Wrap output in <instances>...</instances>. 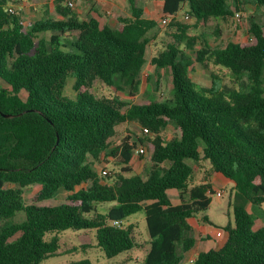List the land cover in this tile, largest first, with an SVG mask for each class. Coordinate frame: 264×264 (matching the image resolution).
<instances>
[{"label":"trees","instance_id":"trees-1","mask_svg":"<svg viewBox=\"0 0 264 264\" xmlns=\"http://www.w3.org/2000/svg\"><path fill=\"white\" fill-rule=\"evenodd\" d=\"M7 1L19 0H0V264H42L56 255L67 230H93L96 247L114 258L136 247L132 225L122 221L138 212L149 236L142 264H264V226L255 229L247 209L258 212L264 203V26L249 17L246 39L218 48L203 41L195 50L198 38L187 35L189 26L173 23L174 32L164 33L162 50L150 59L156 70H169L172 96L166 104H137L91 91L98 80L116 91L127 87L129 97L137 92L158 23L132 0L130 15L114 27L96 9L80 19L65 0L53 2L58 19L27 27L18 13L4 11ZM186 2L195 24L233 16L227 0H163V15L174 19ZM233 2L241 11L243 2ZM254 3L264 7V0ZM193 62L222 67L246 83L234 89L212 81L198 90L188 75ZM67 78L73 98L64 94ZM125 123L151 136L138 138L151 161L144 176L122 175L132 172L136 147L128 137L112 143ZM169 126L174 136L166 141ZM102 156L120 166L111 182L93 169ZM199 160L233 183V222L222 228L220 248L195 252L189 263L196 239L188 219L205 211L213 194L208 183L191 185L189 161ZM31 186L38 190L26 203L23 190ZM59 190L66 193L63 203L41 204ZM169 191L180 203L172 204ZM103 204L109 207L101 212ZM19 212L23 219L14 221Z\"/></svg>","mask_w":264,"mask_h":264},{"label":"rangeland","instance_id":"rangeland-1","mask_svg":"<svg viewBox=\"0 0 264 264\" xmlns=\"http://www.w3.org/2000/svg\"><path fill=\"white\" fill-rule=\"evenodd\" d=\"M55 0H25L23 3V9L18 13L17 17L19 21L29 26L34 21H39L42 18L58 19L53 9V2ZM68 0H65L66 2ZM73 4L71 9L78 15L80 19H87L92 10H97V0H70ZM231 6L233 16L228 20L223 21L220 19H210L207 22H199L195 24V20L189 15V19L185 20L183 17L187 11V2L184 3L176 17L174 19L169 18L166 24H162L160 21V27L156 28L149 34V37L154 35L152 41L146 48V63L140 72L138 79L139 85L136 93L132 97L128 95V88L124 87L123 91H116L114 88L106 86L104 83L96 80L93 83L92 94L97 97H112L117 96L123 101L134 102L137 104L145 102H153L158 104H166L171 98V76L168 69L156 70L151 64L150 59L156 56L162 50V38L165 32L172 33L173 23L189 26L187 30L188 36H196V41L193 46L194 49H199V44L206 41L211 48H218L223 46L226 42H239L246 39V32L248 26V18H253L256 22L264 26V7L257 6L254 0H241L243 2L242 10L240 13V22H237L234 18V2L233 0H227ZM7 4H14L12 1H7ZM104 15L109 14L102 11ZM75 35V32L72 34ZM191 59H195V56L187 51ZM188 75L196 85V89H207L210 87L211 82L214 81L216 86L226 88H242L246 81L244 78H234L227 69L222 67H215L211 64L207 66H201L200 64L193 62L188 69ZM71 78H67L64 87V94L68 98L74 97V91L72 90ZM4 85V84H3ZM136 123H125L117 127L116 135L112 140L114 146L119 145L126 137L130 141L135 142L136 147L138 138L151 137L149 133H144ZM174 136V131L171 126L166 128L162 137L164 140H170ZM146 149V148H145ZM146 156L136 157L130 163L129 168L132 172L122 173L124 176H130L132 174H139L144 176L146 169L151 165L150 155L146 149ZM192 168L191 185H197L200 183H208L213 186V194L211 196V202L208 208L193 216L200 219L201 223L208 224L211 228H222L229 221L233 222L232 207L229 205L232 198L233 183L228 182L224 178L215 175L211 172L210 163L205 160L189 161ZM93 169L97 172L99 177L104 176L102 171L105 170L108 179L107 182H111L115 179L117 174H120V166H118L113 159L108 157H101L99 161H94ZM16 187V186H15ZM217 189V191H215ZM38 186L27 187L23 190V198L26 203L31 202L35 194L37 193ZM221 192V197H217L215 194ZM65 192L59 190L53 199L42 202L43 205H55L61 204L65 199ZM169 196L173 204L180 203L178 193L176 191H170ZM264 204V203H263ZM262 204L261 207H264ZM109 205H100L98 210L104 212ZM248 210L250 214L255 217V208L248 204ZM211 221H208L207 219ZM23 219L22 213H17L14 221H21ZM123 227L132 225V237L136 241V247L132 250L121 253L114 258L108 259L104 254L96 247L95 233L93 230H80L72 231L67 230L59 235V249L55 256L50 257L42 262V264H67L72 261H78L81 259H88L90 264H142L144 255L148 249V232L144 220V214L142 212L135 213L122 221ZM224 232L222 231V234ZM199 242L206 249H209L207 237H201L198 233ZM205 241V242H204ZM183 264H186L185 262Z\"/></svg>","mask_w":264,"mask_h":264},{"label":"crops","instance_id":"crops-1","mask_svg":"<svg viewBox=\"0 0 264 264\" xmlns=\"http://www.w3.org/2000/svg\"><path fill=\"white\" fill-rule=\"evenodd\" d=\"M132 1L135 3L136 6L140 7L143 10L145 18L157 21L158 27H160L161 19L171 18V17L163 15L162 13L163 0H132ZM102 11H105V13L109 14V16L104 15ZM97 12L100 13L103 20L109 26L114 27L118 17H124V16L130 15L129 0H97ZM133 159H134V156L132 160ZM215 175H218V174H215ZM212 187L213 186H211V189L213 191ZM215 191H217V189ZM261 206L259 207V211L255 213V217H254L255 219L254 228L255 229L264 226V207H261ZM205 219H207L208 221H211L208 218H205ZM188 223L192 226L194 238L196 239L195 250L193 251V254L189 256V258H194L195 252H205L209 249H218L225 242V239H226L225 233L223 234L221 233L220 236H216L217 232L222 231L223 226L222 228H211L208 224H203L201 223L200 219H197L194 217L189 218ZM228 223L230 222L228 221L226 224ZM198 233L201 234V237L208 238L207 243L209 244L208 246L211 248L206 249L205 246H202L200 244V242L198 241L199 240Z\"/></svg>","mask_w":264,"mask_h":264},{"label":"built area","instance_id":"built-area-1","mask_svg":"<svg viewBox=\"0 0 264 264\" xmlns=\"http://www.w3.org/2000/svg\"><path fill=\"white\" fill-rule=\"evenodd\" d=\"M24 1H25V0H19V1H17L16 3H14V4L7 5V6L4 8V11L7 12V13H9V14H16V13H19V12H21L22 9H23V3H24ZM67 5H68L70 8L73 6V4H72V2H71L70 0L67 1ZM183 18H184L185 20H188V19H189V15H188L187 13H185V15H184ZM234 18H235V20H236L237 22H240L241 17H240V13H239L238 11L234 13ZM167 21H168V18H163V19H161V23H162V24H166ZM142 131H143L144 133H148L147 129H145V128H143ZM146 154H147V152H146L145 147H144V146H141V145L135 147V149L133 150V156H136V157H140V156L144 157V156H146ZM102 174H106V171L103 170V171H102ZM215 195H216L217 197H220L221 193H220V192H217ZM111 224H112L113 226H120L121 223H120V222L112 221ZM221 233H222V231L217 232V233H216V236H220ZM193 259H194V258H189V259H188V262L191 263V262L193 261Z\"/></svg>","mask_w":264,"mask_h":264},{"label":"water","instance_id":"water-1","mask_svg":"<svg viewBox=\"0 0 264 264\" xmlns=\"http://www.w3.org/2000/svg\"><path fill=\"white\" fill-rule=\"evenodd\" d=\"M3 116L6 117V118L9 117V115H5V114Z\"/></svg>","mask_w":264,"mask_h":264}]
</instances>
